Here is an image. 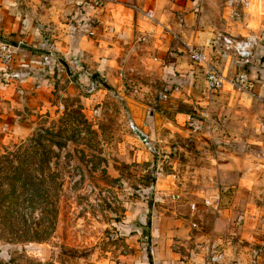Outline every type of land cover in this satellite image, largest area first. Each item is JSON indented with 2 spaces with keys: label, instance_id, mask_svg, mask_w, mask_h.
I'll list each match as a JSON object with an SVG mask.
<instances>
[{
  "label": "rangeland",
  "instance_id": "rangeland-1",
  "mask_svg": "<svg viewBox=\"0 0 264 264\" xmlns=\"http://www.w3.org/2000/svg\"><path fill=\"white\" fill-rule=\"evenodd\" d=\"M164 20L142 17L138 35L98 63L102 74L55 59L43 85L24 86L11 118L0 111V264H152L164 240L192 247L199 215L230 209L248 240L264 234L261 78L237 67L254 79L249 91L208 90L183 52L191 43L207 55V46L185 37L177 16ZM215 58L227 79L235 74ZM241 171L250 182L235 193ZM218 192L219 211L198 205L190 230L189 204Z\"/></svg>",
  "mask_w": 264,
  "mask_h": 264
},
{
  "label": "crops",
  "instance_id": "crops-1",
  "mask_svg": "<svg viewBox=\"0 0 264 264\" xmlns=\"http://www.w3.org/2000/svg\"><path fill=\"white\" fill-rule=\"evenodd\" d=\"M227 3L225 0H109L104 7H96L91 0H0V39L17 45L14 69L9 68V82L0 89V111L4 106L6 113L16 107L17 97L26 84L43 85L45 76L41 72H53L55 61L62 57L76 68L79 64L91 70L93 66L97 68L101 60L107 61L115 52L112 45L122 40L121 37L138 35L140 22L148 10L153 12V17L155 14L164 21L177 16L176 24L183 35L207 46L208 57H216L217 64L221 63L229 76L237 67L250 68L260 76L257 81L262 83L259 87L264 95V0H241L236 4L230 0V7ZM218 32L239 39L254 38V52L248 64L229 60L218 47L215 49L214 35ZM47 60L51 62L49 65ZM100 66L98 72L102 74ZM259 103L264 105V99ZM4 117L0 115V125L8 122ZM229 165L228 170L237 169L231 162ZM247 175L241 171L238 179L229 183L235 189L233 192L248 185ZM248 210L247 204L244 216L250 215ZM221 213L197 217L202 220L203 228L195 231L194 243L189 249L173 250L166 240L162 246L154 247L152 264H211L207 255L216 250L223 252L228 261L264 264V234L248 240L242 231L243 220L236 221L231 209ZM189 215L187 220L194 219L195 216ZM222 224L223 228H217Z\"/></svg>",
  "mask_w": 264,
  "mask_h": 264
},
{
  "label": "built area",
  "instance_id": "built-area-1",
  "mask_svg": "<svg viewBox=\"0 0 264 264\" xmlns=\"http://www.w3.org/2000/svg\"><path fill=\"white\" fill-rule=\"evenodd\" d=\"M109 0H93V4L98 7ZM147 19H152L153 12L148 10L144 13ZM254 38L239 39L233 35L218 32L214 35V44L219 48L222 54L228 56L233 55L237 61L242 64H248L253 56ZM17 50V45L0 39V63L4 68H10L14 62V54ZM183 52L187 55L189 60L204 70L205 86L208 90L219 91L228 85L230 88H238L243 91H249L254 85V79L248 71H240L235 73L232 77L227 79L216 67L210 62V58L206 55L204 50L190 43H186ZM220 193H216L213 198L203 197L198 202L189 204L190 214L195 216L199 212V206L202 208H212L219 211L220 208ZM190 226L192 229L199 228L197 220H191ZM208 261L211 264H239L237 260L228 261L221 251H214L208 253Z\"/></svg>",
  "mask_w": 264,
  "mask_h": 264
},
{
  "label": "trees",
  "instance_id": "trees-1",
  "mask_svg": "<svg viewBox=\"0 0 264 264\" xmlns=\"http://www.w3.org/2000/svg\"><path fill=\"white\" fill-rule=\"evenodd\" d=\"M9 75V72L5 68H0V89H3L7 86Z\"/></svg>",
  "mask_w": 264,
  "mask_h": 264
},
{
  "label": "water",
  "instance_id": "water-1",
  "mask_svg": "<svg viewBox=\"0 0 264 264\" xmlns=\"http://www.w3.org/2000/svg\"><path fill=\"white\" fill-rule=\"evenodd\" d=\"M130 127L132 131L137 135L139 139L142 141H145L147 139V136L145 133H143L138 127H136L133 123H130Z\"/></svg>",
  "mask_w": 264,
  "mask_h": 264
}]
</instances>
